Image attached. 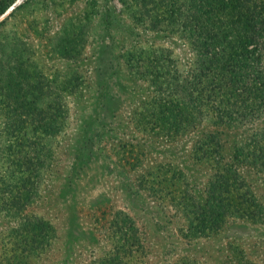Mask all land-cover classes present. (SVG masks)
<instances>
[{
	"label": "rangeland",
	"instance_id": "rangeland-1",
	"mask_svg": "<svg viewBox=\"0 0 264 264\" xmlns=\"http://www.w3.org/2000/svg\"><path fill=\"white\" fill-rule=\"evenodd\" d=\"M182 1L0 16V264H264V40L247 117L162 124L157 71L194 65L175 22L144 13Z\"/></svg>",
	"mask_w": 264,
	"mask_h": 264
},
{
	"label": "trees",
	"instance_id": "trees-1",
	"mask_svg": "<svg viewBox=\"0 0 264 264\" xmlns=\"http://www.w3.org/2000/svg\"><path fill=\"white\" fill-rule=\"evenodd\" d=\"M249 1L253 0H184L168 17L167 13L149 15L151 10H146L144 15L154 24L164 18L175 22V34L186 45L194 65L188 66L182 77H165L163 67L157 71L158 78L164 77L153 91L161 114H166L162 124L171 114L178 129L193 124V114L219 124H235L250 114H245L253 104L248 106V97L261 79L258 58L262 49L255 52L264 40V10L257 6L249 10L245 7ZM14 2L0 0V16ZM242 93H246L244 99Z\"/></svg>",
	"mask_w": 264,
	"mask_h": 264
}]
</instances>
